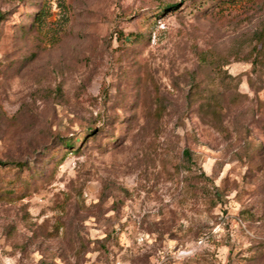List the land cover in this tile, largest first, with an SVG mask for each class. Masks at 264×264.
Here are the masks:
<instances>
[{
	"label": "rangeland",
	"instance_id": "1",
	"mask_svg": "<svg viewBox=\"0 0 264 264\" xmlns=\"http://www.w3.org/2000/svg\"><path fill=\"white\" fill-rule=\"evenodd\" d=\"M0 161V264H264V0H0Z\"/></svg>",
	"mask_w": 264,
	"mask_h": 264
},
{
	"label": "trees",
	"instance_id": "2",
	"mask_svg": "<svg viewBox=\"0 0 264 264\" xmlns=\"http://www.w3.org/2000/svg\"><path fill=\"white\" fill-rule=\"evenodd\" d=\"M65 146H69L68 143H65ZM185 155H187V152H184ZM7 164H10V165H13V166H16V167H23L24 166V163H19V162H16V163H4L2 161H0V166H7Z\"/></svg>",
	"mask_w": 264,
	"mask_h": 264
}]
</instances>
